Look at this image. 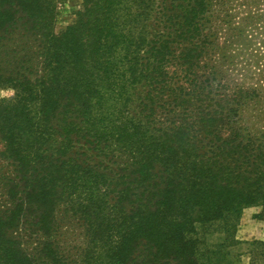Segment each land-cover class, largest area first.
Instances as JSON below:
<instances>
[{"label":"trees","instance_id":"obj_1","mask_svg":"<svg viewBox=\"0 0 264 264\" xmlns=\"http://www.w3.org/2000/svg\"><path fill=\"white\" fill-rule=\"evenodd\" d=\"M56 11L0 0V264H37L24 227L57 256L62 206L87 243L59 264H233L264 220V0H83L59 34Z\"/></svg>","mask_w":264,"mask_h":264},{"label":"rangeland","instance_id":"obj_2","mask_svg":"<svg viewBox=\"0 0 264 264\" xmlns=\"http://www.w3.org/2000/svg\"><path fill=\"white\" fill-rule=\"evenodd\" d=\"M82 2L83 0H57L56 33L59 34L66 27L74 23ZM239 69H243V67L240 66ZM250 74L253 75L252 79L255 80L254 82H259L261 88L264 89V68L262 69V73L251 72ZM13 94L14 93L9 90H4L0 93L1 97H10ZM261 101H263V103H256V108H251L244 114V119L250 127H264V98ZM3 151V143L0 142V153ZM1 191L2 190H0V207L5 204V197ZM64 207L62 206L59 211H57L54 220V227L58 229V233H54L52 239H54L55 250L58 254L57 256L55 255L53 259L41 258L37 249L38 243L45 242L48 239L47 236L38 232L32 234L34 232L31 231L30 233L29 230L27 231V235H25V231H23L25 227L21 231L22 236H19V241H21L22 245H24V249L29 254L36 257L37 264H59V262H61L59 258L61 255H59V252L64 253L70 260L79 261L81 252L86 248V229H84L78 221L70 218V215L67 214V210ZM261 210L262 208L253 207L244 211L237 232V239L241 241V244L232 248V256L235 259L233 264H264L262 263L263 260L255 251L256 246L249 245L256 241L264 242V220L256 218V215L260 213ZM214 242L215 239H212L211 243ZM254 251L255 254L252 255ZM252 258H257L259 261L253 263Z\"/></svg>","mask_w":264,"mask_h":264}]
</instances>
